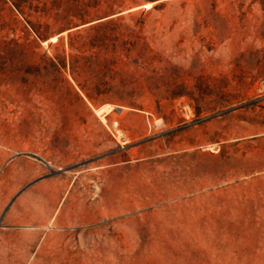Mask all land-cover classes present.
I'll list each match as a JSON object with an SVG mask.
<instances>
[{
  "label": "rangeland",
  "instance_id": "obj_1",
  "mask_svg": "<svg viewBox=\"0 0 264 264\" xmlns=\"http://www.w3.org/2000/svg\"><path fill=\"white\" fill-rule=\"evenodd\" d=\"M48 165L0 264H264V0H0V227Z\"/></svg>",
  "mask_w": 264,
  "mask_h": 264
},
{
  "label": "crops",
  "instance_id": "obj_2",
  "mask_svg": "<svg viewBox=\"0 0 264 264\" xmlns=\"http://www.w3.org/2000/svg\"><path fill=\"white\" fill-rule=\"evenodd\" d=\"M36 170L33 177L35 182L27 191L30 195H42L48 197V200L51 198L52 203L45 204L46 210L38 212L31 220L16 218L10 212H6L3 219L5 227H0V247L37 248L48 238V231L68 226L63 207V196L68 190L67 180L52 172L49 165L48 175H44L42 167H36ZM36 197V204L40 206L41 197Z\"/></svg>",
  "mask_w": 264,
  "mask_h": 264
},
{
  "label": "bare ground",
  "instance_id": "obj_3",
  "mask_svg": "<svg viewBox=\"0 0 264 264\" xmlns=\"http://www.w3.org/2000/svg\"><path fill=\"white\" fill-rule=\"evenodd\" d=\"M110 110H111V107H108L107 110L104 111V112H102V113H100V115H101V114H105L106 112H109Z\"/></svg>",
  "mask_w": 264,
  "mask_h": 264
},
{
  "label": "water",
  "instance_id": "obj_4",
  "mask_svg": "<svg viewBox=\"0 0 264 264\" xmlns=\"http://www.w3.org/2000/svg\"><path fill=\"white\" fill-rule=\"evenodd\" d=\"M118 111H120V109H118Z\"/></svg>",
  "mask_w": 264,
  "mask_h": 264
}]
</instances>
